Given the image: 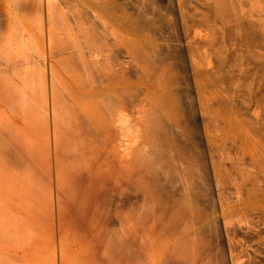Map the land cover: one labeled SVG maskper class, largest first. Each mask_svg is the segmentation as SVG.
I'll return each instance as SVG.
<instances>
[{"label": "bare ground", "instance_id": "obj_1", "mask_svg": "<svg viewBox=\"0 0 264 264\" xmlns=\"http://www.w3.org/2000/svg\"><path fill=\"white\" fill-rule=\"evenodd\" d=\"M2 1L0 154L19 164L1 167L0 155V264H262L244 260L235 236L246 227L232 224L250 211L246 223L264 219V205L246 201L264 197L251 172L264 170V139L232 106L249 64L212 41L213 26L206 52L189 37L180 52L157 33L165 15L144 5ZM246 182V199L225 204L223 188Z\"/></svg>", "mask_w": 264, "mask_h": 264}, {"label": "rangeland", "instance_id": "obj_2", "mask_svg": "<svg viewBox=\"0 0 264 264\" xmlns=\"http://www.w3.org/2000/svg\"><path fill=\"white\" fill-rule=\"evenodd\" d=\"M126 1L128 3V4H126L127 7H128V11H130V12L134 10V9H132V7H134V6L135 7H139V5L143 7V5H144L145 8L150 12V15H152L153 12L156 13L157 11L158 12L156 14L165 15L164 16L165 19H163V20L164 21L166 20V21L165 22L164 21L163 22L161 21L159 23L158 29L159 30L161 29V30L160 31L158 30L157 33H158V35L161 33V35H159V37L162 36V35H163L162 37H165L168 34L169 36L168 35L167 36L170 39L168 37H166V38H168L170 41L172 40L173 42H175V44L174 43L173 44L174 45H178V46H176V49H178L180 47L178 49V50L181 49L180 52H184L185 51L184 50L185 49L184 47L187 44L185 42L188 41L187 40V37H189V40H192L194 46L198 50H201V52L202 51L203 52H206L207 51V49H206L207 47L204 48V46H206V45H203L206 42L203 43V40L206 38L207 34H210V30H211V29L209 30V29H206V28H211L213 26L212 27V30H213L217 26L216 30L215 29L213 31L211 30V32H212V34L214 36L216 34L219 37L215 36L212 39V41H214V39L216 41V40H218V38H220L222 41L220 39L218 41L219 42H222L221 44H223V42H225L223 45H226V47L227 46L229 47L228 49H230V56L233 53H235V55H232V56H234V58L237 56L236 57V60L237 59L240 60L239 57L242 58V60H240V61L237 60L238 63H243L244 62V65L245 64L246 65L249 64L248 66H245V68L247 67L249 69V71H250L249 72L247 70L248 71L247 85H244L243 87H241L239 92H234L232 94V98H233V102H232L233 105L232 106L234 107L233 108L234 109V112L237 110V112H235V113L236 114H239V116H241L240 118H243L245 120L244 121L242 119L245 122V126L244 127H246V128L249 127L248 129L251 130L252 133H254L257 136L258 135L261 136V140L264 139V73L262 75V71L264 70L263 69L264 68V64L262 65V64L258 63V62L264 63V61H263V59H264V0H126ZM214 2H216V3L218 2V4L220 6L218 4H216V7H217L216 8ZM217 5L221 9L218 10L219 7ZM222 5L223 6L225 5L224 6L225 8ZM3 7H5V8H3ZM0 8H1L0 9V15H2V14L5 13V9L7 7H6V5H3L2 4V5H0ZM215 8L217 10H215ZM222 10H223V12H222ZM215 11H216V13H215ZM219 12H220V15H219ZM223 14H224V16H222ZM167 16H168V18H166ZM2 17H0V18H2ZM167 20L170 21V22H168ZM213 22L216 23L215 26L213 25L214 24ZM168 24H169V27L170 28L167 26ZM226 24H227V27H226ZM218 26H220V28ZM228 26H231V28H234V29H232L233 31ZM218 28L220 29V32H219V29ZM201 29L204 30V31H199ZM205 30L206 31L208 30L207 31L208 33ZM221 31H222V33H221ZM163 32L166 33V34L164 35ZM197 32H201V34L199 33L200 35L198 36ZM220 33H221V37H220ZM212 34H210V35H212ZM192 36H194V38ZM200 36L201 37L202 36H205V38L204 37L201 38ZM190 37L193 38V39H191ZM208 37L209 36H207L206 40L208 39ZM210 37H212V36H210ZM245 37H248V38L245 39L246 40V43L243 40ZM242 40H243V44L245 43L247 45V42L250 44V45L248 44L250 46V49H249V47H246L245 44H244V47H243V44H242V47H241V44H239V43H241ZM211 42L208 40V43H211ZM177 43H180V44H177ZM231 43H232V46H230ZM181 44H182V46H181ZM32 45L30 47V45L28 46V44H27V48H25L27 51H25V52H27L28 57L30 56L29 57L30 60L33 59L35 61V59L37 58V56H38V58L40 60L42 58L41 53H39L41 51V49L39 48L40 49L39 51L38 50H35L34 48H36V47L33 48ZM33 46H35V45H33ZM234 47H236L237 49L234 48ZM37 48H38V46H37ZM231 48L234 49V52H233V50H231ZM204 49H205V51H204ZM247 49H248V51L246 52ZM36 51L40 55H38V53ZM231 51H232V53H231ZM258 53H260V57H258L259 56ZM202 54H204V55H202ZM205 54H208V53H201L200 55L205 56L206 57L205 60H208L209 58L207 59V55H205ZM240 55H243V56H240ZM40 56H41V58H40ZM45 56H46L45 57L46 63H48L50 61L51 57H50L49 53H47V52H46ZM246 56H247V58H246ZM256 56H257V58H260V60L261 59L262 60L261 61L258 60L256 58ZM48 57H50V58H48ZM243 57H245L246 60L243 59ZM210 58H212V56ZM213 58L215 59L216 57L213 56ZM214 59H212V60L210 59V60L212 62H214L215 61ZM42 60H43V58H42ZM36 62H39L40 63L41 60L40 61L37 60ZM33 63H35V62H33ZM257 64H258L259 67L257 66ZM257 67H258V69H257ZM259 68H260V70L261 69L262 70L260 71ZM257 70H259L260 73H257ZM219 72L223 73V75H221V73H218L219 74L218 76L220 77L219 79L221 80V78H222V80L224 82V79L227 78V75L223 71H219ZM249 73H251V74L249 75ZM260 74H261V76H260ZM224 75H226V77ZM223 76H224V78H223ZM223 82H220L221 85H222V87L224 85H227L226 86V89L229 90L228 89L229 84L228 83L225 84L226 80H225L224 83ZM259 136H258V139H260ZM262 142H263V140H262ZM263 149H264V144H263ZM1 157H2V155H1ZM5 157L6 156L2 157L1 167L2 166L4 168L7 167L10 170V169H12V167H14V163H16L15 162L16 160L14 158H12V156H11L10 153L7 155V157H6L7 159H3ZM3 160H4V162H3ZM18 162L19 161L17 160V163ZM229 162L227 161L228 165H231V166L234 165V164H230ZM231 166H229V168H231ZM232 168L234 170L235 167L233 166ZM256 170L257 169H255V168H253V170H251V172L254 175L253 177L255 178L256 176H258L259 179H257V180H260V182H261V178H264V173H263L264 170L262 172H260L259 170H257V171ZM6 173H7V171H6ZM252 173H250V177L251 178H252V176H251ZM234 174H236V173H234ZM7 177H5V178H7ZM257 180H256V182H259ZM262 180H264V179H262ZM263 182L264 181H262V184H260V185H262L261 186L262 188H263ZM259 183H255V184L256 185L257 184L259 185ZM229 184H227V187L226 188H223L224 191H222L221 194H223V192L225 193L226 191H227V193L229 192L228 194L225 193L224 196L226 198V195H227V198L229 197L230 199L229 198L228 199L226 198L225 199L226 202H225L223 200L224 199V196L221 195V197H223V198H221L223 200V203L225 202V204H227V200H231L230 201L231 203H228V204H234V203L236 204L238 202L237 199L239 201L241 200V197H242V200L244 198L246 199V197L248 196V192H250V190L248 188H250L251 182L250 183L249 182L248 183L246 182L245 183L246 185L245 184H244L245 186L243 185V187L248 186V187L244 188V191L246 190L245 191V194H244V191L242 189L243 187L240 188L242 190H239L236 187L238 189L237 190L238 192L241 191L239 193H236L237 191L235 192V189H236L235 186H233L234 187L233 189H230V188H232V186L229 188V186H230ZM231 185H233V183H231ZM255 186L253 185L254 189L259 187V186L258 187L257 186L255 187ZM251 188H252V186H251ZM260 188H258V190H260L262 192V190H261L262 188L261 189ZM228 190H230V191H228ZM252 190H253V188L251 189V191ZM263 190H264V188H263ZM253 191L256 192V190H253ZM238 194L240 196H236ZM241 194H243V196H245V197H243ZM251 194H252L253 197H251V195H249L251 199L249 198V196L247 197L248 198V200L246 199L247 204L250 205V204H253V203H260V204L264 205V197L263 196H260V194H259L260 197L259 196L256 197V193H254V192L253 193L251 192ZM257 194H258V192H257ZM237 197H240V198H237ZM252 198H253V200H252ZM233 201H237V202L232 203ZM248 201H250V202H248ZM261 209H262L261 211L264 210V208H261ZM250 212H248L247 214H245V216H243L244 213L238 214L239 217H238V215H236L237 220H239L240 218H243V219H240V221H239V222H242V220L244 221L246 219V218L244 219V217H246V216L248 217L249 216V220H246L243 223L247 224V226L249 224V226L250 227H253V228L257 227V228H255V230L256 229L258 230V228H259L258 233L259 234L262 233L261 235L263 236L264 235V225H263L264 224V219L262 220V223H258L257 226H254V225L252 226V225H250V223H246V222H249V221L251 222V220L253 221L256 218V217H251L253 219H250V216H251V214L249 215ZM221 214H220V216H223V213H221ZM253 214H254V211H253ZM261 215L263 216L262 218H264V214H261ZM233 219L234 218H232L231 221ZM226 220L228 221L227 218H226ZM237 220L235 219V221H237ZM231 221L230 220L228 221L229 222V225L226 224V226L228 225L227 228L230 226L229 228H231V230L234 229V228L236 229V227L237 228L238 227H240V228L241 227L242 228H245L246 227L245 228L246 230L244 229L245 231H247L246 234H245V231H244V233L243 232L241 233L240 231H242V230H240L239 232H238V230H235V229L232 230V232L235 231V233L238 232V234L241 233L243 235V236H241V235L236 234L235 237L240 236L239 237L240 240H241V237H243L242 240H244V241L241 240V242H243V244L246 245V246L243 245L241 247L242 248V251H243L241 253L245 256L244 260L246 259V261H247L248 260L247 257H249V258L251 257L252 260L254 259V257H256L257 259H254L255 261L257 260V262H259L261 260L260 262L261 263L262 262L264 263V247L262 248V247H259L258 246L259 248H261V249H259L257 247L258 250H260V251H258V250H256L257 249L256 246L254 245V247H253V243L250 242V240L248 239L252 235V233H250V232L248 233V229L249 230H252V228H250L249 226H248L249 227L248 228L247 226H245V224H242V223L241 224L239 223V225H241V226H239L237 224L238 222L237 223L236 222L235 223L232 222V224L235 225V227H234V226H231L232 224L230 225V222ZM236 224H237V226H236ZM261 224L263 225V227H261L262 226ZM232 227H234V228H232ZM260 227H261V229H260ZM240 228H238V229H240ZM231 230H230V232H231ZM235 233H234V235H235ZM244 234H245V236L246 235H248V236L244 237ZM231 236H232V234H231ZM239 239L236 238V240H239ZM246 240H247V242H246ZM245 242H246V244H245ZM249 246L251 248L252 247L253 248L251 249ZM248 248H249V251H248ZM244 250H245V252H244ZM261 250L263 252H261ZM249 254H251L252 256L249 255ZM258 259H260V260H258Z\"/></svg>", "mask_w": 264, "mask_h": 264}]
</instances>
